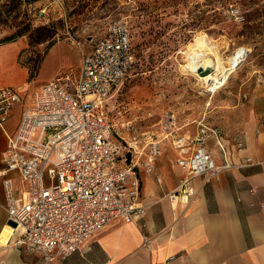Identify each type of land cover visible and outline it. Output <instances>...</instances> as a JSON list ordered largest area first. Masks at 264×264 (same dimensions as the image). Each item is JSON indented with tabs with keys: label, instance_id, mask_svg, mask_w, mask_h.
Segmentation results:
<instances>
[{
	"label": "built area",
	"instance_id": "obj_1",
	"mask_svg": "<svg viewBox=\"0 0 264 264\" xmlns=\"http://www.w3.org/2000/svg\"><path fill=\"white\" fill-rule=\"evenodd\" d=\"M136 61L129 24L111 21L93 51L82 56L74 82L69 75L58 76L32 94L18 130L8 138L0 171L12 228L7 246L37 253L47 262L64 260L112 225L138 224L149 208L141 177L155 175L164 144L171 145L184 171L168 195L176 204L188 206L198 194L194 179L203 186L226 171L254 164L251 158L241 165L217 164L208 142L220 132L204 119L195 122L194 134L173 114L161 133L122 137L110 102ZM26 99L21 87L0 88V127ZM237 147L242 151L243 142ZM157 182L162 183L160 176ZM150 244L145 238L144 246Z\"/></svg>",
	"mask_w": 264,
	"mask_h": 264
},
{
	"label": "rangeland",
	"instance_id": "obj_2",
	"mask_svg": "<svg viewBox=\"0 0 264 264\" xmlns=\"http://www.w3.org/2000/svg\"><path fill=\"white\" fill-rule=\"evenodd\" d=\"M119 20L131 28L137 58L110 102L122 137L161 133L173 114L181 124L204 119L228 135L248 129L255 119L261 124L264 0H0V46L17 42L24 47L19 63L28 67L29 78L20 87L28 97L34 86L58 76L69 75L74 82L82 56L93 51L111 21ZM50 43L54 46L40 62ZM201 45L213 48L225 67L237 50L245 59L216 94L184 69L188 55ZM210 56L204 60L214 62ZM19 111L7 128L17 124ZM163 156L169 163L173 157L169 151Z\"/></svg>",
	"mask_w": 264,
	"mask_h": 264
},
{
	"label": "crops",
	"instance_id": "obj_3",
	"mask_svg": "<svg viewBox=\"0 0 264 264\" xmlns=\"http://www.w3.org/2000/svg\"><path fill=\"white\" fill-rule=\"evenodd\" d=\"M23 48L17 42L0 46V88L27 85L29 69L19 63ZM34 87L37 90L41 86ZM33 93L26 96L24 104L14 108L13 116L17 107L20 110L17 124L6 127L12 116L3 128L0 127V171L5 168L3 157L8 138L18 130L22 112L32 102ZM262 118L261 124L255 119L248 129L231 135L206 121L220 132L208 142L217 164L241 165L249 158L254 164L226 171L203 186L200 179H194L192 184L200 190L188 206L168 199L178 188L184 171L177 166L178 155L171 145L164 144L160 160L168 151L174 158H169L170 163L161 160L163 165L157 168L155 175L141 177L143 202L149 207L145 217L138 224L108 227L83 245L78 253L64 260L47 262L37 253L1 244L3 231L9 223L4 178L0 176V264H264ZM197 121L182 124L194 134ZM237 141L243 142L242 151L238 150ZM158 176L162 183L157 182ZM145 238L151 240L149 247L144 246Z\"/></svg>",
	"mask_w": 264,
	"mask_h": 264
},
{
	"label": "bare ground",
	"instance_id": "obj_4",
	"mask_svg": "<svg viewBox=\"0 0 264 264\" xmlns=\"http://www.w3.org/2000/svg\"><path fill=\"white\" fill-rule=\"evenodd\" d=\"M210 55H213L214 62L208 61L207 59L204 60ZM244 60L245 59H243V56L241 55V50H237L234 52L232 58H230L228 67H225V62L216 51L213 50V48L201 45L196 48L193 53L188 55L184 69L187 72L195 74L203 86L207 88V92L216 94L219 89L226 85L231 73L239 68ZM200 69H212V72L206 76H201L199 74ZM11 232L12 228L6 226L1 237V244H6L9 241V235Z\"/></svg>",
	"mask_w": 264,
	"mask_h": 264
},
{
	"label": "water",
	"instance_id": "obj_5",
	"mask_svg": "<svg viewBox=\"0 0 264 264\" xmlns=\"http://www.w3.org/2000/svg\"><path fill=\"white\" fill-rule=\"evenodd\" d=\"M212 72V69H200L199 70V74L201 75V76H206V75H208L209 73H211ZM127 157H128V159H129V162H130V160H131V156L128 154L127 155Z\"/></svg>",
	"mask_w": 264,
	"mask_h": 264
},
{
	"label": "trees",
	"instance_id": "obj_6",
	"mask_svg": "<svg viewBox=\"0 0 264 264\" xmlns=\"http://www.w3.org/2000/svg\"><path fill=\"white\" fill-rule=\"evenodd\" d=\"M29 1H32V2H36V1H39V0H29ZM42 41V40H41ZM54 46V44H49V46H48V50L45 52V54H44V56L41 58V61L40 62H42L43 60H44V58H45V56L47 55V53L49 52V50L52 48Z\"/></svg>",
	"mask_w": 264,
	"mask_h": 264
}]
</instances>
